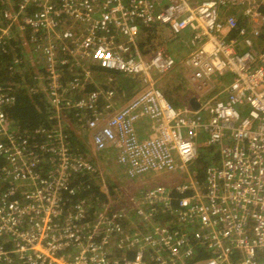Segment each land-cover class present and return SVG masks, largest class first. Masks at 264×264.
<instances>
[{
  "label": "built area",
  "instance_id": "2783aa9c",
  "mask_svg": "<svg viewBox=\"0 0 264 264\" xmlns=\"http://www.w3.org/2000/svg\"><path fill=\"white\" fill-rule=\"evenodd\" d=\"M1 4L0 53L31 78L49 124L21 132L0 81V264H264V0ZM155 29L168 48L145 46ZM94 67L139 91L99 85ZM177 68L195 110L159 86ZM203 150L214 161L201 186L190 168ZM114 167L130 184L117 197ZM162 174L187 181L130 192ZM82 178L102 201L77 198Z\"/></svg>",
  "mask_w": 264,
  "mask_h": 264
},
{
  "label": "trees",
  "instance_id": "16d2710c",
  "mask_svg": "<svg viewBox=\"0 0 264 264\" xmlns=\"http://www.w3.org/2000/svg\"><path fill=\"white\" fill-rule=\"evenodd\" d=\"M2 9V4L0 0V10ZM154 31H147L145 37L147 40H151L154 38ZM11 57L9 55L0 53V81L4 84V87L8 89V91L12 92L15 96V104L9 107L6 111L8 116L17 128L23 132H31L35 129H39L40 127H47V109L43 97L41 95L32 96L28 93L27 83H31V78L28 75H20V74H11L9 71V62ZM97 75L95 78L99 85L108 86L106 83L109 80V77H113L114 75H109L106 70L103 68L97 67L96 69ZM100 76L105 77L104 81L100 80ZM114 78V77H113ZM112 83H119V78H114ZM124 78V80H123ZM122 82L119 83L120 87L127 91L128 81H131L132 88H137L139 84V80L137 78H128L121 77ZM126 85V86H124ZM93 87V86H92ZM92 87L90 89H92ZM132 89V90H133ZM79 144V143H78ZM80 151H83L80 147ZM213 154V155H212ZM214 152L204 150L201 152L200 158L192 164L190 171L195 174L194 178H197V181L203 186L204 183V172L205 169L213 163L214 161ZM173 178H176L173 176ZM179 179V178H178ZM183 181H187L186 179H182ZM90 180L89 178H82L76 181V185L81 186L82 188L79 190L77 194V198L87 200L90 204L94 205L97 202V199L101 198V194L98 190V181ZM85 183V185H81ZM178 181H167L166 184H176ZM175 198L178 196L173 194ZM73 199L67 202V208H70L72 205ZM92 213V212H91Z\"/></svg>",
  "mask_w": 264,
  "mask_h": 264
},
{
  "label": "crops",
  "instance_id": "0c3cea01",
  "mask_svg": "<svg viewBox=\"0 0 264 264\" xmlns=\"http://www.w3.org/2000/svg\"><path fill=\"white\" fill-rule=\"evenodd\" d=\"M153 36H156V39L160 45L163 44L164 47L168 48V44L165 41V39L163 38L162 30L155 29ZM147 41H146L145 46L148 45ZM146 50L148 53L149 52L148 48H146ZM175 50L180 51L181 47H178ZM175 54L178 57L179 56L181 57L180 52H175ZM96 69H97V67L93 68L95 73L97 72ZM114 76H116V75H114ZM119 83H120V81H119ZM187 83H188L187 77H186V74L182 71V68H177L172 74H170L169 76L164 78L163 81L159 83V86L162 87V89L164 90L165 96L168 99V101L170 103H172L173 106L178 110H182L185 108L195 110V107L197 106V100L195 99V92L193 91V88L189 85V83H188L189 87L187 86V88H184V85H187ZM128 85L129 86H127V91L122 89L120 87V85H116V88H118V90H123L125 92V94L128 95V98L130 99L138 91H137V88H134V89L132 88L131 81H128ZM124 86H126V85H124ZM134 91H136V92H134ZM182 179H184V178H182V177H176V178L171 177V181L180 182V181H183ZM152 186L153 185H150V186L146 187V189H149Z\"/></svg>",
  "mask_w": 264,
  "mask_h": 264
},
{
  "label": "rangeland",
  "instance_id": "374dc122",
  "mask_svg": "<svg viewBox=\"0 0 264 264\" xmlns=\"http://www.w3.org/2000/svg\"><path fill=\"white\" fill-rule=\"evenodd\" d=\"M151 41H157L156 39V36H154L153 39L151 40H148V44L150 45ZM114 78H117V76H114ZM105 77H102L100 76V80L101 81H104ZM124 80V78H123ZM120 83L122 82V79L120 78L119 79ZM226 81H224L225 83ZM187 86L189 87L188 83L187 85H184V88H187ZM140 89V86L138 85L137 87V91H139ZM142 89V87H141ZM136 92V91H134ZM90 143V142H89ZM88 143L87 139L83 141L82 143V147L83 149L90 155L91 153V148L90 147V144ZM101 166H102V169H103V172L104 174H109L107 172V166H109V168H112L113 166V163H108V161H106L105 163H101ZM112 172H113V175H114V178L113 177L109 178L108 182H107V186L108 187H112L113 188V193H115L113 196L115 197L116 195L118 196L120 194V192L123 190V191H128L129 190L127 189V186L130 185L129 182L126 180V178L124 177V174H123V171H121L119 168L117 167H114L112 169ZM172 177L171 174H162V175H159L155 178H142L140 180H137L136 182L132 183V186L130 187V192H134V193H140L142 191H144L146 189V187L150 186V185H155V184H164V182L168 181V179ZM117 185H116V184ZM125 188V189H124ZM133 190V191H132ZM116 196V197H117ZM105 195L104 194H101V201L104 199ZM123 197H126L125 194L123 195Z\"/></svg>",
  "mask_w": 264,
  "mask_h": 264
},
{
  "label": "water",
  "instance_id": "95a60500",
  "mask_svg": "<svg viewBox=\"0 0 264 264\" xmlns=\"http://www.w3.org/2000/svg\"><path fill=\"white\" fill-rule=\"evenodd\" d=\"M195 108H197V106Z\"/></svg>",
  "mask_w": 264,
  "mask_h": 264
}]
</instances>
